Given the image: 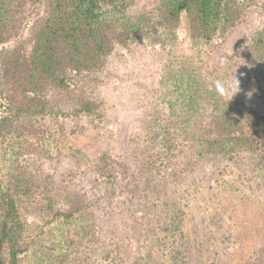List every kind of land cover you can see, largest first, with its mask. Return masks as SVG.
Wrapping results in <instances>:
<instances>
[{
    "label": "trees",
    "instance_id": "obj_1",
    "mask_svg": "<svg viewBox=\"0 0 264 264\" xmlns=\"http://www.w3.org/2000/svg\"><path fill=\"white\" fill-rule=\"evenodd\" d=\"M126 3L0 0V45L14 43L0 52V264H24L32 253L41 232L32 231L26 213L45 224L70 223L84 215L71 194L57 199L28 158L51 153L54 141L67 134L64 118L100 116L89 76L105 68L113 50L139 39L172 44L183 15L192 44H210L233 32L249 8L244 0H158L155 8L134 12ZM238 56L262 67L250 80L264 98V28ZM207 75L191 62L167 67L161 93L166 114L148 118L133 140L142 167L156 178L166 180L171 167L181 165L183 171L209 157L248 153L264 162V105L253 104L257 99L219 98L214 76ZM113 162L102 153L96 172L114 179ZM166 240L145 245L139 264H164L163 258L171 263L160 246Z\"/></svg>",
    "mask_w": 264,
    "mask_h": 264
},
{
    "label": "rangeland",
    "instance_id": "obj_2",
    "mask_svg": "<svg viewBox=\"0 0 264 264\" xmlns=\"http://www.w3.org/2000/svg\"><path fill=\"white\" fill-rule=\"evenodd\" d=\"M244 2L249 8L228 36L193 45L183 15L172 44L139 39L117 46L105 68L89 76L100 116L64 118L67 134L54 141L51 153L28 158L57 199L71 194L84 215L70 223L45 224L26 213L32 231L41 235L24 264H139L145 245L155 238H167L160 246L171 263L163 258L164 264H264V162L248 153L209 157L183 171L181 165L171 167L164 180L142 167L133 143L143 122L166 114L161 93L167 67L178 61L201 67L214 81L219 76L233 80V100L257 99L253 104L264 105L250 80L262 67L238 56L264 28V0ZM126 4L137 12L155 8L158 0ZM158 34L153 36L157 42ZM13 44L0 45V52ZM102 153L114 160V179L96 172Z\"/></svg>",
    "mask_w": 264,
    "mask_h": 264
},
{
    "label": "clouds",
    "instance_id": "obj_3",
    "mask_svg": "<svg viewBox=\"0 0 264 264\" xmlns=\"http://www.w3.org/2000/svg\"><path fill=\"white\" fill-rule=\"evenodd\" d=\"M213 86H214V90H215L216 95L221 99H225L228 97L229 93L233 91L234 81L231 79L225 78L223 76H219L213 82ZM238 91H239V85L237 84V85H235V93H237Z\"/></svg>",
    "mask_w": 264,
    "mask_h": 264
}]
</instances>
